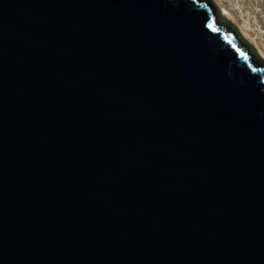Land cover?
Returning a JSON list of instances; mask_svg holds the SVG:
<instances>
[{
  "label": "water",
  "instance_id": "water-1",
  "mask_svg": "<svg viewBox=\"0 0 264 264\" xmlns=\"http://www.w3.org/2000/svg\"><path fill=\"white\" fill-rule=\"evenodd\" d=\"M0 264H264V61L211 0H0Z\"/></svg>",
  "mask_w": 264,
  "mask_h": 264
},
{
  "label": "rangeland",
  "instance_id": "rangeland-1",
  "mask_svg": "<svg viewBox=\"0 0 264 264\" xmlns=\"http://www.w3.org/2000/svg\"><path fill=\"white\" fill-rule=\"evenodd\" d=\"M264 61V0H211ZM227 12L223 15L222 11ZM246 30V31H245ZM248 33L245 34V33Z\"/></svg>",
  "mask_w": 264,
  "mask_h": 264
},
{
  "label": "bare ground",
  "instance_id": "bare-ground-1",
  "mask_svg": "<svg viewBox=\"0 0 264 264\" xmlns=\"http://www.w3.org/2000/svg\"><path fill=\"white\" fill-rule=\"evenodd\" d=\"M222 14L223 15H227V12H225L224 10L222 11ZM246 31V30H245ZM245 34H247L248 35V33L246 32Z\"/></svg>",
  "mask_w": 264,
  "mask_h": 264
}]
</instances>
